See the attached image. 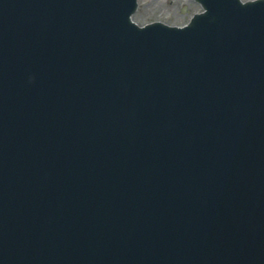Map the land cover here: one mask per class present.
Instances as JSON below:
<instances>
[{"label":"water","instance_id":"95a60500","mask_svg":"<svg viewBox=\"0 0 264 264\" xmlns=\"http://www.w3.org/2000/svg\"><path fill=\"white\" fill-rule=\"evenodd\" d=\"M65 1L0 0V44L5 39L13 41L26 59L29 57L27 44L30 32L27 21L34 19L28 11H44L53 2L64 4ZM124 1L128 3V0ZM122 3L120 1L119 5ZM236 3L241 5L238 1ZM263 7L264 3L260 8ZM217 9L220 10L218 15L214 13ZM260 16L261 20L256 23L241 25L237 23V15L213 5L212 12L209 10L195 15L186 34L207 39V46L212 45V41L230 43L235 37L236 45L252 43L240 47L241 53L255 51L254 45L257 44L261 45L264 52V9ZM125 17L128 19L127 14ZM98 21L102 23V28L91 36L95 38L92 41L83 42L75 38L68 44L67 51L57 44L50 46L51 54L62 65L55 76L61 79L67 69L73 71L78 68L79 65L74 62L83 54L104 51L113 57H130L140 51V73L129 78L121 75L120 83L127 94L121 97L115 93L118 101L129 105L124 107L119 104V109L115 111L103 103L100 106L101 112L83 115L79 120H73L72 117L59 119L53 110L48 124L41 127L32 143H24L6 135L0 140V259L16 256L8 250L13 243L12 236L21 230L18 226H26L21 221L30 215L46 212V216L35 214L29 220L47 222L30 223L27 225L38 227L26 228L31 233L29 237H32L29 244L33 242L35 248L27 247V244L26 247L37 250L38 258H44L52 253L45 248H54L52 241L55 239L61 241L62 234L59 235L60 225L57 221L69 222L72 210H84L88 212V222L94 227L101 229L106 224L109 231H116L121 235L124 248H107L104 245L103 249L94 243L87 249L88 252L99 255L100 260H104L106 264H163L165 248L175 243L180 244L181 251L187 249L190 252L191 264H264V206L255 215L241 219L230 227L235 218V194L228 190L206 191L208 183L190 177L193 155L206 145L198 134L197 141L190 148L183 141H177L181 147V155L178 154L179 150L174 151L178 159L173 157L171 150H167L166 153L173 157L171 161L169 158H162L160 152L152 154L146 149H137L139 140L135 134L139 133L133 122H137L138 116L146 113V110L149 111V107L143 106L142 100L144 94L155 89L149 83L150 77L146 73L153 63L149 56L155 51L146 50L136 43L138 40L113 28L117 24L116 14L107 17L104 14ZM48 33L46 31L39 34L41 44L44 35ZM54 35L56 36L55 33ZM22 42L26 46H21ZM262 51L257 52L256 57ZM61 55H64L63 59L59 57ZM260 59L264 60L263 54ZM87 63L89 61L85 64ZM103 67L109 68L104 73L107 76H102L103 79L115 88V72L126 68L101 64L98 70L102 71ZM181 69L194 75L201 72L200 68L193 66ZM199 79H190L194 89L193 97L199 95L196 88L201 89L202 96L210 93L205 81ZM13 85L5 58L0 52V100L6 94L11 95L15 89ZM10 88L11 92L7 93ZM262 89L264 90V76ZM230 97L231 95L228 98ZM53 101H56L54 96L44 100L43 109L48 106L51 108ZM106 104L112 106L116 102L109 100ZM207 105L204 100L197 105L198 116L208 115ZM181 106L188 107L183 103ZM187 109L161 111L153 116L144 132L155 134L162 131L165 135L178 133L169 123L170 115L177 114L186 118ZM9 111V107H0V115ZM8 117L13 118L14 115ZM1 118L6 119V115ZM116 119L124 120L125 129ZM7 122L9 123L4 127L11 132L19 133L23 130L21 121L8 118ZM184 127L188 128L187 125ZM190 129L189 126L188 134ZM203 129L208 130L209 127L205 126ZM73 136L79 137V147L74 151L70 147ZM19 138L24 139L21 135ZM186 138L187 144L191 135ZM183 147L186 149L185 154ZM71 151L73 152L69 153ZM176 161L179 162L175 163ZM258 161L262 162V159ZM246 163L258 165L252 157ZM173 164H176V168ZM209 164L215 170L214 163ZM236 171L235 168L230 170L232 173ZM261 172L263 176L258 179L264 182V169ZM218 204L221 205L220 212L215 206ZM204 217H210L205 227L204 224L198 225L204 223ZM214 225L217 226L215 234L209 237V228ZM87 232L88 230L82 229L75 244L66 247L58 255L54 253L55 256L49 258L50 264H77L78 258L84 256L83 248L86 243H82V240ZM165 261L168 264H178L172 259Z\"/></svg>","mask_w":264,"mask_h":264},{"label":"rangeland","instance_id":"374dc122","mask_svg":"<svg viewBox=\"0 0 264 264\" xmlns=\"http://www.w3.org/2000/svg\"><path fill=\"white\" fill-rule=\"evenodd\" d=\"M202 9L195 0H139L133 18L140 24L160 20L169 24L182 25Z\"/></svg>","mask_w":264,"mask_h":264}]
</instances>
